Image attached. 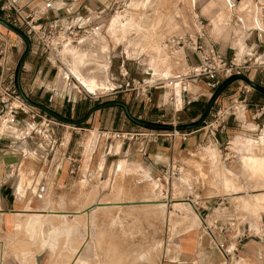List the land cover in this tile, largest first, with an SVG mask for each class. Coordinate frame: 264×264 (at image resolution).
I'll use <instances>...</instances> for the list:
<instances>
[{
	"label": "rangeland",
	"instance_id": "rangeland-1",
	"mask_svg": "<svg viewBox=\"0 0 264 264\" xmlns=\"http://www.w3.org/2000/svg\"><path fill=\"white\" fill-rule=\"evenodd\" d=\"M101 3L102 6L88 16L89 20L95 19L94 21L99 27L98 32L82 43L73 46L78 50L75 58H79L82 52L90 48L88 47L89 43L94 41L95 36H102L103 41L105 40L102 42L104 45L101 44L92 54L83 55L86 64L78 68L83 69L87 65L96 66L93 69L94 73L100 79L104 77L105 81L109 84L112 83V85L102 89V92L98 91L99 93L96 95H91L81 89L71 77L64 78L59 83L57 77L59 70L60 74L66 76L67 72L64 70L66 67L71 68L67 63L65 51L68 48L56 57H46L37 53L38 66L36 70L39 71L33 73V75L35 74L34 78H36L35 87L40 85L41 90L49 89L46 90L44 96L46 103L53 104L55 100L56 103L52 107L63 115L72 118L82 116L88 108L100 102L115 99L126 102L131 108V110L129 109L130 113L143 120L182 124L198 119L206 107V100L209 99L207 92L204 102H192L182 108L178 102L176 109L169 104L159 108L153 105L142 108L140 100L134 98L133 82L142 83L144 80V82L151 83L185 72L187 69L185 61L188 54L187 49L176 42L178 40L183 42L190 35L203 31V28H213L229 23V20L238 22L237 19L233 17L231 19V12H228L227 15L223 14L224 9L214 0H101ZM248 10L250 9L245 10V12H249ZM124 14H133L135 21L137 20L141 27L152 28V31L151 36L139 39L136 38V32L129 33L126 44L129 45L134 39L138 40L134 50L129 53H117L115 52L116 48L125 41L124 34L111 36L107 27L113 17ZM239 16L241 17V15ZM119 26L124 32V25ZM0 32L7 34L8 37H18L6 28H0ZM142 33L147 36L150 30L142 29ZM154 44H157L160 49H156ZM23 50L24 44H22L19 56L16 57L19 58ZM239 57L237 56L236 60ZM18 58L12 63L11 68L13 70H15ZM259 63L260 61H248L247 64L251 68L243 73L255 83L258 79L252 77V73ZM101 65L105 67L108 80L111 83L106 79V71ZM168 68L169 70H167ZM78 76L85 81L92 78H83L79 74ZM149 77H151L150 80H148ZM245 89L248 92H245ZM191 91L195 92L196 88L190 87ZM256 91L247 83L238 81L225 93L219 105H227L228 96L240 102L243 95L257 96L256 93L258 92ZM28 97L35 98L29 95ZM113 109H117L115 111L118 115L120 114L121 120L117 129L114 130L116 133L110 134V140L113 138L122 140L124 133H128V137L132 138L126 139L125 142H135L137 148L141 147L139 138L148 129L128 121L120 109ZM241 109V103H237L236 115L238 119ZM232 117L227 120L231 121L230 127L233 126L229 129V138L221 146L219 145L221 142L216 143L215 140L207 137L204 131L191 134V131L197 128L183 131L188 134L187 139L195 134H204V140L200 142V145L188 149V152L182 149L183 144L179 147V143L185 141H182L177 134L169 140L161 138L158 142L149 144L155 146L164 141L166 146L177 149V154L171 160L173 161L172 165L179 172L173 178L164 175L160 165L157 166L158 168L154 173H149L145 169L146 165L139 163L141 162L140 159L132 164L125 163L126 165L120 166L121 164L117 163L118 158L111 166L107 165L97 179L82 183V191L86 196L85 206L89 204L92 206L95 202L101 203L92 210L87 209L89 212L87 215L85 213L82 218L79 216L68 217L65 225H60V220L59 227L56 226L51 229L46 227L45 229V222L50 221L51 216L45 217L38 226V224L32 225L30 223V217L27 215L29 212L0 215V264H34V257L31 255V239L35 241L37 237H41V244L49 245L52 249L55 247V239L60 233L63 234V242H59L58 248L54 250L51 256V261L56 264H161L166 260L176 258L179 250L176 245L177 240L184 238L189 232L196 234L197 237V251L193 258V264H228L224 262L222 256L213 247L209 237L203 233L200 220H196L194 227L189 226L188 228L187 226L191 224V221V225L194 224V220L185 216L189 214L188 211L173 214L171 210L175 202H186L184 198L189 193V189L199 191L203 197H224L238 213L241 223L249 225L251 237L248 241H258L256 235L259 233V217L261 213H264V203L255 213L251 212L250 208L243 205L241 199L236 201L228 195L224 180L227 179L226 176L234 182L241 180V183L237 182L236 184L242 187L240 189L241 195L246 200L254 198L257 193L264 192L248 181L249 176L242 163L232 175L229 176L226 171L232 169L230 167L231 162L238 163L239 158L241 160L239 151L232 143L236 135L253 139L251 143L260 148L256 152L264 153V125L261 128L257 126L249 128L246 127L245 119L242 118L234 122ZM0 128L1 133L11 131L4 128L1 118ZM160 132L170 133L169 131ZM222 135L224 136V134ZM223 146L226 147V150L222 149ZM210 149L213 151V156L208 153ZM230 149L232 152L226 154L227 150ZM242 153L244 152L241 150ZM225 157L228 159L225 160ZM149 163L152 164L151 161L147 162L148 165ZM185 178H188L186 183L181 181ZM27 186H30V183H27ZM159 196L165 202V206L162 208H157L156 204L134 203L137 200L159 201ZM106 201H121L123 203H120L118 207V204H103ZM11 221H14V226ZM79 224L80 231L78 232L77 226ZM39 227L40 230H38ZM76 229L77 231H74ZM50 235H54V240L48 242ZM71 236L74 237L73 240H70ZM262 245L260 249L257 243H252V246H248L245 250L242 249L239 255L241 259L236 264H253L255 250L261 251V255L264 257V244ZM35 253L36 244L34 243Z\"/></svg>",
	"mask_w": 264,
	"mask_h": 264
},
{
	"label": "crops",
	"instance_id": "crops-1",
	"mask_svg": "<svg viewBox=\"0 0 264 264\" xmlns=\"http://www.w3.org/2000/svg\"><path fill=\"white\" fill-rule=\"evenodd\" d=\"M12 1L17 7H22L27 4L28 7L26 9H32L41 6L44 0ZM214 1L224 9L223 14L227 15L228 12H231V19L232 17L236 18L237 21L241 24L229 20V23H224L213 28H203V31H201L200 33L196 32L189 37L192 39L197 38L201 43L213 46L227 59L240 56L244 59H249V61H260V63L257 65L258 67L253 69L252 77L258 79L257 83L264 87V0ZM3 2L4 0H0V5ZM50 2L51 8L48 10L45 18L58 19L64 23H66L68 20L72 21L78 18H81V21L89 19L88 16L92 13H95V11L100 8V6H102L101 0H50ZM247 9H250L248 10L249 12H245V10ZM1 14L2 13L0 11V15ZM239 15H241V17ZM134 17L135 16L133 14L116 15L108 24L107 31L111 36H114L115 34H124L125 37V41L122 42V44L118 46V48H116L115 52L129 53L130 51L134 50L135 44L138 41L137 39L147 38L151 36L152 28L141 27L137 20L135 21ZM121 24L124 25V32L120 29L119 25ZM0 28L5 29L2 26H0ZM142 29H149L150 33L147 36H144V34L142 33ZM131 32L137 33V39L132 40V42L129 41L130 43L128 45L126 44L127 36ZM102 38L103 37L100 35L95 36L93 38L94 41L92 43H89L88 47L90 48H88V50L82 52L79 55V58H75V62H67L68 65L71 63H74V65H69L71 68L66 67V70H64L67 72L66 76L60 74L59 70L57 74L59 83L64 78L72 77L74 79V82L78 83L79 87L84 91L86 90L83 84H86V82H88L87 85L89 83L91 85L93 83L94 85L96 83V80L93 78H89L87 81L83 80L85 82L83 83L82 78H80L76 73V68L80 67L83 64H86L84 63L83 55L92 54V52L100 47L101 44L104 45V43L102 42H104L105 40L103 41ZM123 43H125V45ZM22 44L23 42L21 41V39H19V37H8L6 54L3 59L0 58V67L12 66V63L18 58L16 56H19L22 50ZM153 46L158 50L160 49L157 44H154ZM187 53L189 62L193 63L195 61L194 56L188 51ZM37 57L38 56L34 51H30L29 55L27 56L20 74L21 87L27 96L29 95L35 97L34 99L30 98L32 101L45 105L55 112L63 115L52 107L56 103L55 100L53 104L46 103L44 96L46 94V90L49 89L41 90L42 87H40V85L35 87L36 78H34L35 74L33 75V73L39 71L36 70L38 66ZM93 67L95 69L96 66ZM75 73L77 76L74 75ZM106 79L108 80L107 71ZM150 79L151 77L148 78V80ZM101 80L105 81V78L101 77ZM238 81L240 80L232 82L217 98L215 104H220L221 99H223V97L225 96V93L230 90L232 85L238 83ZM192 87H195L196 91L181 94V96L177 98L176 106L177 102L179 103L180 108L185 107L192 102L202 103L205 101L204 97L206 96V92L208 93V98L210 97V91L205 88L202 83L193 85ZM245 90V92H248L247 89ZM150 94L152 96V105L154 107L159 108L166 106L165 90H163L162 88L153 91L150 90ZM256 94L257 96L255 95L253 97L252 95H243V98L240 101L242 109L239 112V119H245L246 127L249 128H255L256 126L261 128L264 125V117H262L264 115V94L260 92ZM232 100L238 101L237 99H233L231 98V96H228V103H230ZM207 101L208 100H206V103ZM215 104L213 105L212 109L215 108ZM113 108L118 107H108L95 111L84 123L79 125H64V123H59V125H56L53 128L54 137H56L57 143L52 147H50L47 142L39 139H31L25 141H20L17 139V129L28 122V116L24 113H20L18 115L15 125L10 129L11 131H8L7 133H1L0 131V215L6 216L8 214L14 215L29 212L27 213V215H29L30 217V223L32 225L38 224V226H40L45 217L51 215L50 221L45 222V229L46 227L51 229L52 227L58 226L60 220H62L60 225H65L66 220H68H65V218L75 216H79V218H82L87 209L92 210L97 205H101L100 202H95V204H93L92 206H85L86 196L82 191V183L86 181H94L95 179H97L105 170L107 165L111 166L112 163L118 158L119 161L117 163L121 164L120 166H124L127 163L132 164L139 161L140 159L141 162L139 163H142L143 165L145 164V169L149 173H154L158 168L157 166L159 165L164 169L166 166L173 163L171 159L175 156V154H177V149L175 147L172 148L170 146H166L164 141H161L155 146L148 144L145 148H137L135 142L127 143L123 139L118 140L116 138L110 140V134L116 133L114 132V130L117 129L118 123L121 120L120 114L118 115L117 111H115L117 109ZM128 108L131 110L129 106ZM1 111L2 105L0 103V113ZM82 116L76 118L68 116L65 117L71 119H79ZM0 118L2 119L1 115ZM232 118H234L232 119L234 120V122L236 120L239 121L237 115ZM230 123L231 121H227L226 132L222 133L224 134V136L222 134H218L216 137L215 141L216 143L221 142L219 144L220 146L225 144L226 139L229 138V129L233 127H230ZM199 131L200 130L197 128L191 131V134ZM240 138H243L244 140ZM203 140L204 134H195L186 139L184 143H179V147L183 144L182 149L188 152V149H191L192 147L196 148V145L199 146L200 142ZM252 141L253 139L249 137L240 135H236L234 137L232 143L234 147L239 151L241 160L239 158L238 163L231 162L230 167L232 169L226 171L230 176L234 173L237 167H240L239 164L242 163V166L246 169L247 175L249 176L248 181L250 183H253L256 188H260L261 191L264 189V165L259 166L257 164H260V161H255V163H253L254 165L252 164V166H250L243 160L248 156H257L256 158L264 159V153H257L256 151H259L260 148L255 147L251 143ZM222 149L226 150V147L223 146ZM241 150L244 153L241 154ZM178 152L180 153L181 151ZM229 152H232L231 149L227 150L226 154H228ZM208 153L213 156V151L211 149L208 151ZM226 159H228V157H225V160ZM148 161H151L152 164L149 163L148 165ZM255 165L257 166V168L254 167ZM253 169L257 170L254 171ZM254 172H256L255 175ZM226 177L227 179L224 180V184L225 188L228 190V195L232 199L236 198L235 200L239 201L243 198L240 191L242 187L236 183H241V180L234 182V180H232L230 177ZM187 180L188 178L181 179V181H183L184 183H186ZM27 183H30V186H27ZM230 183L232 184L230 185ZM226 184H228L229 186H226ZM235 188H238V191ZM255 195L256 196L250 200L252 202L254 201L253 204L257 211L262 207L264 201L261 199L262 197H258V193ZM158 200L161 204V208L165 206V202L161 200V196L158 197ZM229 205L230 216L240 221V219L238 218V213L230 203ZM89 210L87 211V213L89 212ZM171 211L173 212V214H176V212L181 213V211H188L189 214L185 216L188 219L194 220V224H188V228L189 226L194 227L196 224V220H200L196 216V213L193 211V209L189 205H187L186 202H175L172 206ZM263 219L264 213H261L259 217V231L261 229V222ZM12 223L14 226V221ZM40 229L41 228L39 227L38 230ZM77 229L79 232L80 224L77 226ZM77 229L74 231H77ZM196 238V234L189 232V234H186L184 238L177 240L176 245L179 247V250L176 254V258L174 260H166L161 264H193V258L196 255L197 251ZM63 239V234L60 233L56 237V244L52 249L49 247V245L41 244V237H37L35 241L31 239V255L34 257V264H56L54 261H51V256L53 255L54 250L58 248V245L60 244L59 242H63ZM73 239L74 237L71 236L70 240ZM53 240L54 235H50L48 238V242ZM34 243L36 244L35 254ZM252 243H257V245L260 246V249L263 246L262 244H264V242H260L259 240L257 242H253L248 241L247 239L242 243L239 250V255L242 249H247L248 246H252ZM254 248L256 249V247ZM254 253L255 255L253 256L252 263L263 264L264 257L261 255V251L255 250ZM239 259H241L240 256Z\"/></svg>",
	"mask_w": 264,
	"mask_h": 264
},
{
	"label": "built area",
	"instance_id": "built-area-1",
	"mask_svg": "<svg viewBox=\"0 0 264 264\" xmlns=\"http://www.w3.org/2000/svg\"><path fill=\"white\" fill-rule=\"evenodd\" d=\"M25 4L17 7L12 0H4L0 5L1 17L8 23L20 28L31 41V52L48 56H59L62 52L75 44L82 43L85 39L95 35L99 27L95 19L81 18L61 22L58 19H46V14L51 8L50 0H44L37 8L26 9ZM8 35L0 32V58L6 54ZM174 42V41H172ZM194 56L195 61H185L187 69L183 73L176 74L164 80H156L151 83L133 82L134 98L140 100L142 108L152 105L150 90L164 89L166 91V103L176 109V101L181 94L190 92V87L202 83L210 91V95L222 81L233 74H243L251 68L247 62L249 59L233 57L227 59L213 46L201 43L199 39L185 38L183 42L177 41ZM0 103L2 111V123L5 129L10 130L15 125L20 113L27 114L28 122L17 129L16 136L20 141L39 139L45 141L50 147L57 143L53 128L60 122L49 117L38 109L27 105L18 95L14 86V70L8 66L0 67ZM238 101L232 100L227 105L215 104L208 118L198 129L204 134L216 140L218 134L226 132L227 120L236 116ZM115 134V133H113ZM179 135L182 141L187 139L188 134L181 132L162 133L156 130H146L141 134L139 143L145 148L150 143H156L161 138L171 139ZM128 133H124L123 140L131 139ZM138 139V137H136ZM178 169L172 163L163 169V174L173 178L178 174ZM184 200L197 213L202 231L206 234L213 247L222 256L225 263L236 264L239 259V250L242 243L251 237L249 225L241 223L230 216V205L224 197L206 198L199 191L190 189ZM260 242H264V219L261 229L256 235Z\"/></svg>",
	"mask_w": 264,
	"mask_h": 264
},
{
	"label": "water",
	"instance_id": "water-1",
	"mask_svg": "<svg viewBox=\"0 0 264 264\" xmlns=\"http://www.w3.org/2000/svg\"><path fill=\"white\" fill-rule=\"evenodd\" d=\"M0 25L5 27L7 30L13 32L15 35H17L24 44V50L21 53V55L17 61L15 70H14V86H15V89H16L18 95L27 105H29L32 108L38 109L39 111L45 113L46 115H48L49 117L55 119L56 121H58L60 123L69 124V125H79V124L84 123L89 118V116L95 111H98V110H101L104 108H108V107H118L122 110L124 116L126 117V119L128 121H130V122H132V123H134L140 127H143V128L149 129V130H156V131L181 132V131L193 130L195 128H198L209 116V113H210L213 105L215 104L217 98L222 94V92L232 82H234L236 80L243 81V82L247 83L248 85H250L253 89L264 94V87L261 86L260 84L255 83L254 81L249 79L244 74H233V75L229 76L228 78H226L224 81H222L220 83V85L210 95L202 115L198 119L191 121V122H188V123L168 124V123H160V122H152V121H148V120H143V119H140V118L133 116L130 113L129 108L124 101L115 100V99L106 100V101L100 102V103L90 107L86 111V113L79 119L67 118V117L55 112L54 110L50 109L49 107H47L45 105H42V104H39V103L32 101L25 94V92L23 91V89L21 87L20 74H21L23 64H24L27 56L29 55V53L31 51V41L28 38V36L23 32V30H21L20 28L8 23L2 17H0Z\"/></svg>",
	"mask_w": 264,
	"mask_h": 264
},
{
	"label": "bare ground",
	"instance_id": "bare-ground-1",
	"mask_svg": "<svg viewBox=\"0 0 264 264\" xmlns=\"http://www.w3.org/2000/svg\"><path fill=\"white\" fill-rule=\"evenodd\" d=\"M246 2V1H245ZM243 3V2H242ZM249 5V4H248ZM256 25V24H255ZM1 26V25H0ZM3 27V26H2ZM121 27V26H120ZM5 28V27H4ZM11 32V31H10ZM13 33V32H12ZM119 44H120V42H119ZM124 44V43H123ZM120 46V45H119ZM66 51V57H67V61H68V63H70V62H75V57H76V55H77V53H78V50L75 48V46H70L69 48H68V50H65ZM72 64V63H71ZM71 64H69L70 66H71ZM74 65V63L72 64V66ZM93 69H94V67H91L90 65H87V66H84L83 67V69H81V68H76V73H77V75L79 74V75H81V76H83V78L84 77H92L93 79H95L96 80V83L93 85V83H92V85L90 84H88L87 85V83L88 82H86V84H83V86H84V88H85V90L88 92V93H90V94H93V95H96L97 93H98V91H101L102 89H106V88H108V87H110L111 86V84H109L108 82H105V81H103V80H101L95 73H94V71H93ZM167 70H169V68L167 69ZM76 73L74 74L75 76H77L76 75ZM169 73V72H168ZM69 74V73H68ZM67 74V75H68ZM74 76V77H75ZM80 77V76H79ZM76 78V77H75ZM81 78V77H80ZM71 79L72 80H74L72 77H71ZM81 80V79H80ZM94 80V81H95ZM83 81V80H82ZM85 81V80H84ZM83 81V83H85ZM90 82V81H89ZM240 139H243V138H240ZM244 140V139H243ZM240 141V140H239ZM245 142V141H244ZM253 155V154H252ZM257 157V156H256ZM256 157H253V156H248V157H246V158H244L243 160L245 161V162H247L248 163V165H250V166H252V164L253 163H255V161H260V164H257V165H259V166H262L263 164H264V162H263V158H256ZM254 165V164H253ZM254 167H256L257 168V166L255 165ZM249 168V167H248ZM261 168V167H260ZM251 169H252V167H251ZM259 169V168H258ZM254 170V169H253ZM257 170V169H256ZM256 170H254V171H256ZM260 171V170H259ZM263 171V170H262ZM255 173L256 172H254V175H255ZM232 183H230V185H231ZM237 186V185H236ZM190 190V189H189ZM264 190V189H263ZM235 197H236V195H235ZM258 197H262L261 199L262 200H264V192H260V193H258ZM236 199V198H235ZM240 199V198H239ZM243 199V200H242ZM241 200L243 201V205L245 206V207H247V208H250L252 211L251 212H253V213H255V211H256V208H255V206H254V204H253V202L251 201V200H246V199H244V198H242ZM258 199V198H257ZM132 202V201H131ZM146 203V204H156L157 206V208H161V204H160V202L159 201H157V200H153V201H149V200H137V201H135L134 203ZM103 203V202H102ZM120 203H123V202H121V201H117V202H111V201H106V202H104L103 204H108V205H110V204H118V207H119V205H120ZM162 203V202H161ZM187 203V202H186ZM97 204V203H96ZM261 204V203H260ZM90 205V204H89ZM187 205H189L188 203H187ZM107 206V205H106ZM190 206V205H189ZM109 207V206H108ZM113 207V206H112ZM121 207V206H120ZM191 207V206H190ZM192 208V207H191ZM189 210V209H188ZM141 211H143V210H141ZM151 211V210H150ZM150 211H148V212H150ZM192 211V210H191ZM194 211V210H193ZM247 211V210H246ZM195 212V211H194ZM87 213V212H86ZM125 213V212H124ZM145 213H146V211H145ZM196 213V212H195ZM118 214V213H117ZM87 215V214H86ZM45 216V215H44ZM51 216V215H50ZM196 216L198 217V215H197V213H196ZM49 217V216H48ZM88 217V216H87ZM199 218V217H198ZM43 219V218H42ZM58 219V218H57ZM61 219V218H60ZM66 219H68V218H65V220ZM88 219V218H87ZM188 220V219H187ZM62 221V220H61ZM113 221V220H112ZM54 222H55V220H54ZM87 222V221H86ZM88 223V222H87ZM70 224V223H69ZM191 224H192V221H191ZM190 224V225H191ZM15 225V224H14ZM23 226V225H22ZM85 239V238H84ZM26 244V243H25ZM82 245V244H81ZM81 247V246H80ZM75 254V253H74ZM108 257V256H107ZM74 258V257H73ZM117 260H118V258H117ZM118 261H120V260H118ZM111 262V261H110ZM109 262V263H110ZM124 262V261H123ZM117 263V262H116ZM134 263V262H133ZM130 264V263H129Z\"/></svg>",
	"mask_w": 264,
	"mask_h": 264
}]
</instances>
